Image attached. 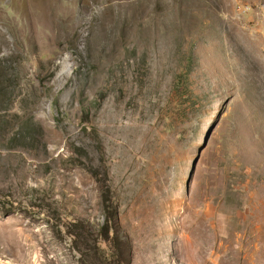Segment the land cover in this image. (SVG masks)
<instances>
[{
    "label": "rangeland",
    "instance_id": "rangeland-1",
    "mask_svg": "<svg viewBox=\"0 0 264 264\" xmlns=\"http://www.w3.org/2000/svg\"><path fill=\"white\" fill-rule=\"evenodd\" d=\"M0 264H264V0H0Z\"/></svg>",
    "mask_w": 264,
    "mask_h": 264
},
{
    "label": "trees",
    "instance_id": "trees-1",
    "mask_svg": "<svg viewBox=\"0 0 264 264\" xmlns=\"http://www.w3.org/2000/svg\"><path fill=\"white\" fill-rule=\"evenodd\" d=\"M106 200V199H105ZM104 201V200H103ZM104 203L107 205V203L104 201Z\"/></svg>",
    "mask_w": 264,
    "mask_h": 264
}]
</instances>
